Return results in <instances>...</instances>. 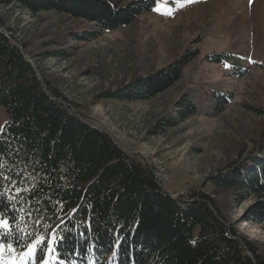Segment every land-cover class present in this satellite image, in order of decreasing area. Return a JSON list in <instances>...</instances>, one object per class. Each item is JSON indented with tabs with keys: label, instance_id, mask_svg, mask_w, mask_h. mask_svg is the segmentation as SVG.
<instances>
[{
	"label": "trees",
	"instance_id": "obj_1",
	"mask_svg": "<svg viewBox=\"0 0 264 264\" xmlns=\"http://www.w3.org/2000/svg\"><path fill=\"white\" fill-rule=\"evenodd\" d=\"M0 3L93 23L95 30L82 40L118 31L157 6L156 0L135 1L128 10L107 0ZM2 28L0 23V107L9 119L0 134V219L9 227H0V245L22 253L43 239L33 254L38 264H264L257 247L230 227L214 197L194 192L192 200L174 199L141 156L93 128L39 76L27 48L30 59ZM216 59L227 62L210 60ZM187 63L185 57L104 97L152 99L180 80ZM213 98L216 110L223 111L233 96L217 92ZM191 101L178 102V119L197 114L198 104ZM229 166L210 182L240 200L257 197L252 215L264 224V138L242 165Z\"/></svg>",
	"mask_w": 264,
	"mask_h": 264
},
{
	"label": "rangeland",
	"instance_id": "obj_2",
	"mask_svg": "<svg viewBox=\"0 0 264 264\" xmlns=\"http://www.w3.org/2000/svg\"><path fill=\"white\" fill-rule=\"evenodd\" d=\"M107 1L128 10L138 0ZM156 1L152 12L94 40L79 39L95 30L93 23L68 13L33 14L14 3H0V23L33 56L39 76L94 127L141 154L164 191L183 201L194 192L214 197L237 236L264 256V224L252 215L258 198L240 200L210 182L229 165H242L264 138V0ZM185 57L180 80L159 96L136 102L104 97ZM217 92L233 96L223 111L215 108ZM183 99L198 104L186 120L176 115ZM8 119L0 107V134ZM31 248L17 253L0 245V264H38Z\"/></svg>",
	"mask_w": 264,
	"mask_h": 264
},
{
	"label": "snow or ice",
	"instance_id": "obj_3",
	"mask_svg": "<svg viewBox=\"0 0 264 264\" xmlns=\"http://www.w3.org/2000/svg\"><path fill=\"white\" fill-rule=\"evenodd\" d=\"M0 227H3V228H8L9 225L7 223V221L5 219H0ZM44 242L43 239L37 241L33 246L32 248L30 249V252L29 254H31V252H34L36 250V247L39 245V244H42Z\"/></svg>",
	"mask_w": 264,
	"mask_h": 264
},
{
	"label": "water",
	"instance_id": "obj_4",
	"mask_svg": "<svg viewBox=\"0 0 264 264\" xmlns=\"http://www.w3.org/2000/svg\"><path fill=\"white\" fill-rule=\"evenodd\" d=\"M6 33V32H5ZM8 34V33H7ZM21 51L23 52V54H26V52H25V49L23 48V47H21ZM26 58H28V56L26 55ZM93 128H95V129H99V128H97V127H94L93 126ZM101 131H104V130H101ZM109 134V133H108ZM110 135V134H109ZM111 136V135H110ZM114 140V139H113ZM114 142L121 148V146L114 140ZM139 155H141L140 153H138ZM154 173H155V177H156V179L158 180V183H159V185L163 188V186H162V184L160 183V181H159V179H158V175L156 174V172L154 171Z\"/></svg>",
	"mask_w": 264,
	"mask_h": 264
}]
</instances>
